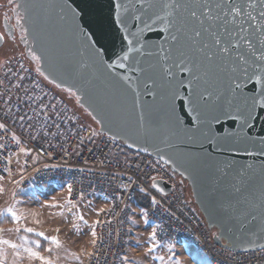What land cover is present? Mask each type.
I'll use <instances>...</instances> for the list:
<instances>
[{
    "label": "snow or ice",
    "instance_id": "1",
    "mask_svg": "<svg viewBox=\"0 0 264 264\" xmlns=\"http://www.w3.org/2000/svg\"><path fill=\"white\" fill-rule=\"evenodd\" d=\"M8 3L13 4V0ZM18 7L24 8L26 15L39 10L46 24L53 15L62 22L64 27L57 28L53 23L49 33L50 59L58 68L59 82L56 76L46 75L41 70L45 57L30 52L31 59L36 61L35 72L43 79L40 83L31 81V86L25 87L28 77L18 76L9 66L14 56L0 51L8 68L0 79V89H3L0 111L11 108V93L15 89V116L21 127L28 125L29 138L35 141L36 136L31 135L39 123L35 117L44 116L41 139H45L53 127L59 130L62 124L69 122L64 119L65 111L59 110L56 103L45 102L42 97L47 93H38L41 84L44 87L55 84L57 89L64 85L62 91L76 97L78 102L87 97L109 122L144 137L146 143L154 142L159 156L156 164L183 167L185 172L190 169L207 172L212 185L207 192L208 210L217 221L216 231L210 233L211 239L219 245L215 264H264V242H260L264 240V184L258 204L241 195L251 186L252 176L257 171L256 161H260L259 173L264 177V0H82L76 8L67 0L63 3L48 0ZM24 18L18 16L17 23ZM77 19L83 21V27ZM117 39L119 52H114L112 58L108 52L116 46ZM21 40L27 43L26 36L22 35ZM117 69L123 70V74ZM21 70L31 73V69H24L23 65ZM13 80L20 82L12 83ZM21 107L32 110L35 116L29 117L27 111L22 113ZM88 115L96 123L105 125V120L98 119L93 112ZM9 118L10 114L5 111V122L0 123V130L6 128ZM80 129L83 130L82 124ZM98 136L107 145L106 135L97 131L89 132L88 142L95 143ZM111 141H117L116 134L111 135ZM125 143L129 149L134 146ZM83 144L80 140L78 146L82 148ZM4 147L6 145H0ZM49 147L55 148V145L49 144ZM61 149L67 152L62 145ZM165 149L170 152L167 158L162 154ZM19 151L27 154L31 149L20 148ZM138 152L151 155L147 147L138 148ZM74 154L80 156L82 152L74 151ZM48 155L51 157V153ZM249 159L253 162L241 163ZM98 163L107 171V165L113 160L104 153ZM115 163L118 168L132 167V161L127 159L123 164L119 159ZM79 171L85 174V179L96 174L86 167ZM221 180L227 181L226 187L231 189L227 197L217 195ZM67 187L71 193L72 185ZM128 187L130 185H121L117 190ZM139 192L147 196L145 188H139ZM149 203L160 207L155 196ZM6 211L16 219L11 209ZM256 212H259L261 225L257 231H252L245 226L257 220ZM146 217L147 212L141 208L140 219L150 227ZM90 235L95 249L100 237L95 231ZM45 239L55 242V238ZM156 239L157 232L153 230L145 243ZM33 243L38 248L41 246L38 241ZM136 245L139 246V238ZM11 247L16 248V245ZM155 247L152 243L143 259L147 260ZM26 251L43 260L31 248ZM102 255L104 253L96 250L88 253L89 258L94 256L97 260ZM120 259L128 261L127 253ZM152 259L154 262L155 258ZM175 264L180 262L177 260ZM195 264H207V261L201 259Z\"/></svg>",
    "mask_w": 264,
    "mask_h": 264
},
{
    "label": "built area",
    "instance_id": "2",
    "mask_svg": "<svg viewBox=\"0 0 264 264\" xmlns=\"http://www.w3.org/2000/svg\"><path fill=\"white\" fill-rule=\"evenodd\" d=\"M10 56H14V59L9 66L17 72L18 76L28 77L25 87H30L31 81L37 83L42 81L22 52H16ZM5 64H7L6 60L0 64V79L8 71ZM21 65L24 69H31V73L22 71ZM19 82V80L12 81V83ZM2 92L3 89H0V93ZM38 93H47L46 97H42L45 102L56 103L59 110L65 111L64 119L69 122L62 124L59 130L53 127L51 133L56 135L50 133L45 139H41V126L45 124L44 116L35 117L39 123L36 125V130L31 133L36 136V140H31L28 125L21 127L15 116L17 104L15 89H13L11 93L13 103L11 108L5 109L10 114V118L7 120L6 128L0 130V145H6L0 148V179L9 186L23 191L50 185L62 186L66 189L68 201L73 208L92 196H99L104 200L106 207L100 215H96L93 223V231L100 239L97 240L95 249L91 244L82 264H128L127 261H121L120 257L124 253L128 255L129 252L130 221L134 204L139 196L146 198L148 202L149 208L145 210L146 218L155 225L157 241L173 246L185 244L201 252L211 264H215L214 257L217 255L219 246L213 242L211 232L187 199L176 174L161 162L156 164L158 160L151 156L128 150L122 143L117 141L113 143L108 137H106L107 145L99 136L95 143H89L88 134L90 131L98 132L96 127L86 124L76 109L61 99L62 97L52 87H44L41 84V90H38ZM2 107L3 105L0 104V108ZM5 111H0V123L5 122L3 119ZM24 111H27L29 117L35 116L32 110L21 107V112ZM81 124L83 130L80 129ZM13 136L16 139H13ZM80 140L84 141L82 148L78 146ZM49 144L55 145V148L49 147ZM61 145L67 149V152L62 151ZM20 148H25L26 151L31 149V151L24 154L19 151ZM74 151L82 152V154L76 156ZM48 153H51V157ZM104 153L113 160V163L107 165L109 169L107 171L98 163ZM116 159H119L122 164L126 159L131 160L132 167L124 165L118 168ZM81 167L91 168L96 174L88 175L85 179V174L79 171ZM155 180L165 182L170 187L169 193L160 195L155 192L151 188V183ZM69 184L72 185L71 193L67 187ZM121 185H130V187L118 191L117 188ZM141 187L145 188L147 196L139 192ZM152 196L160 202V207L150 205ZM98 220L101 223L97 224ZM108 221L110 223H107ZM94 250L104 255L99 260L94 256L89 258L88 253Z\"/></svg>",
    "mask_w": 264,
    "mask_h": 264
},
{
    "label": "rangeland",
    "instance_id": "3",
    "mask_svg": "<svg viewBox=\"0 0 264 264\" xmlns=\"http://www.w3.org/2000/svg\"><path fill=\"white\" fill-rule=\"evenodd\" d=\"M0 51L9 55L19 51L10 44H5ZM21 51V50H20ZM5 59L0 57V64ZM56 92L72 106L71 102ZM76 111L82 116L83 121L96 126L89 116L79 108ZM188 192V191H187ZM104 200L99 196H92L81 202L77 207H71L67 191L62 186L50 185L40 189L31 188L26 191L9 186L0 179V262L2 264H82L93 237V223L96 213L104 209ZM54 205V206H53ZM136 206L142 208L139 201ZM11 209L16 214L13 219L6 210ZM83 217V219H81ZM149 221V220H148ZM131 242L128 252V264H190L192 253L189 246L153 241L145 243V238L154 230L153 223L150 227L137 217L131 218ZM133 222L139 227L134 226ZM31 228V233L24 231ZM43 233V236L36 235ZM45 237L55 238L45 239ZM139 238V246L136 241ZM8 241L7 244L3 241ZM33 241H38V248ZM154 243L155 250L147 260L143 259L147 248ZM15 244L16 248L11 245ZM31 248L39 253L43 260L32 257L26 249ZM155 258L154 262L152 258ZM201 259L211 264L201 253L195 262Z\"/></svg>",
    "mask_w": 264,
    "mask_h": 264
},
{
    "label": "water",
    "instance_id": "4",
    "mask_svg": "<svg viewBox=\"0 0 264 264\" xmlns=\"http://www.w3.org/2000/svg\"><path fill=\"white\" fill-rule=\"evenodd\" d=\"M34 2H48V0H15L17 10L21 14L22 17H25L21 20L23 24V30H24V36L27 37V43H24L22 41V51L25 56V58L31 63V65L36 67V61L31 59L30 52H34L37 56H43L45 59L41 62V70L45 72L46 75L50 76H56L57 82H59V73L58 68L55 66V62L50 59L51 57V40L49 33L53 30L52 24L55 23L57 28L64 27L62 25V22H60L54 15L52 16V20L49 23L44 22V14L40 12L39 10L29 12L27 15L25 14V10L22 7H18V5H24V4H30ZM55 3H63L64 0H53ZM69 4H71V7L76 8V4L81 3L82 0H76L75 3L72 2V0H67ZM95 2V0H93ZM95 9H93L94 11ZM79 11V9H77ZM83 15V13H81ZM77 23H79L82 27L83 21L77 19ZM27 29V31H25ZM134 30V29H133ZM85 31L87 32L88 29L85 28ZM2 36V34H0ZM3 37V36H2ZM64 39H69L67 36H64ZM65 43H70L69 41H65ZM4 44V39H0V49L2 48ZM119 39L116 40V46L114 48H110L108 52V56H112L114 58L113 53L119 52ZM107 59V57H105ZM116 71H121V74H123V70L117 69ZM42 78V77H41ZM43 79V78H42ZM68 84H71V81L67 82ZM54 90L62 91V88L64 85H62L61 89H57L55 87V84L49 85ZM76 91V88L73 89ZM78 95L84 96L83 93L78 92ZM74 97V96H73ZM144 99H151L150 97H144ZM75 103L78 106V108L82 109L87 115L89 112H93L94 115L98 119H104L105 125L102 126L101 124L96 123L91 116V120L95 123L98 132L104 133L106 137L111 139L112 134H116L117 136V142H120L124 145L125 148L128 150H131L133 152L142 154V155H148L147 153H140L138 152V148L140 147H147L149 153H151V157L159 160V156L157 155L155 151V143L152 141L145 142V138L136 134L135 132L122 128L117 123L109 122L108 118L101 113L99 110L95 109L93 105H91V102L87 97H84V99L81 102H78L76 100V97H74ZM110 130V131H109ZM131 143L133 144V148L129 149L127 147V144L125 143ZM160 147H163V145H160ZM167 156L170 154L168 149H165L162 153ZM149 156V155H148ZM253 161L245 160L241 161V163H252ZM163 164V162H161ZM255 164L257 165V171L253 174L252 180L250 182L251 186L246 188V190L241 194L242 196L248 197L253 203L258 204L259 203V197L261 194V186L264 184V177H262L259 173V164L260 161H256ZM171 172L177 175L178 177V183L179 185L183 186L184 184L188 187L191 195L192 202L194 206L196 207V210L199 212L200 216L202 217L207 229L211 232L213 229L216 230L215 224L217 221L213 219L212 216L209 214L208 210V196L207 192L209 188H211L210 183V177L205 171H196L190 169L189 171L185 172L183 167L177 168L175 165H166ZM175 169V170H174ZM184 173L181 175V173ZM220 187L217 190V195L225 196L227 197L228 194L231 192V189H228L226 187L227 181L221 180ZM155 184L156 187L152 188L155 192H157L160 195H166L170 191V187L163 181L155 180L151 183V185ZM257 215V220L254 221L251 225H246V228H250L252 231H257L258 228L261 225L260 221V215L259 212L254 213ZM229 226H232L231 224ZM242 232L244 230H241ZM214 242V241H213ZM260 242H264V240H261ZM215 243V242H214ZM216 244V243H215ZM219 246V245H218Z\"/></svg>",
    "mask_w": 264,
    "mask_h": 264
},
{
    "label": "flooded vegetation",
    "instance_id": "5",
    "mask_svg": "<svg viewBox=\"0 0 264 264\" xmlns=\"http://www.w3.org/2000/svg\"><path fill=\"white\" fill-rule=\"evenodd\" d=\"M18 16L22 17L17 10L15 0H13V4H9L8 0H0V34L4 37L3 46L10 44L19 50L17 52H21L23 50L21 36L24 35V30L22 22L17 23ZM184 191L187 194V186L185 184Z\"/></svg>",
    "mask_w": 264,
    "mask_h": 264
},
{
    "label": "trees",
    "instance_id": "6",
    "mask_svg": "<svg viewBox=\"0 0 264 264\" xmlns=\"http://www.w3.org/2000/svg\"><path fill=\"white\" fill-rule=\"evenodd\" d=\"M55 91H56V89H55ZM58 91V90H57ZM60 93H61V95L62 96H65V98L67 99V100H69L70 102H71V104H72V106H74V108L75 109H78V106L76 105V103H75V100H74V97L73 96H70L68 93H65V92H63V91H59ZM80 109V108H79ZM81 111H82V109H80ZM84 114H86L84 111H82ZM87 115V114H86ZM88 116V115H87ZM182 188H183V190H184V185L182 186ZM187 194H186V192H185V194H186V197H187V199L189 200V202H190V204L195 208V210H196V207L194 206V204H193V202H192V199H191V195H190V191H189V189H188V187H187ZM137 201H139V203H140V205L146 210V209H148L149 208V205H148V202H147V200H146V198H144V197H142V196H139L138 198H137ZM197 211V210H196ZM197 213L199 214V212L197 211ZM200 215V214H199ZM201 217V216H200ZM202 218V217H201ZM213 231H216L215 229H213L211 232H213Z\"/></svg>",
    "mask_w": 264,
    "mask_h": 264
},
{
    "label": "crops",
    "instance_id": "7",
    "mask_svg": "<svg viewBox=\"0 0 264 264\" xmlns=\"http://www.w3.org/2000/svg\"><path fill=\"white\" fill-rule=\"evenodd\" d=\"M136 203V202H135ZM105 204V206H104V208L106 207V203H104ZM142 207V206H141ZM143 208V207H142ZM140 209L141 208H139L138 206H136L135 204H134V212H133V216L134 217H137L138 216V214H140ZM153 228H154V230H155V225L153 224ZM130 231H131V222H130ZM92 244V243H91ZM91 246V245H90ZM90 246H89V248H90ZM88 248V249H89ZM191 250V253H192V259H190V264H195V258L196 257H198V255L200 254L201 255V252H199L198 250H195V249H193V248H191V247H189ZM88 251V250H87ZM87 254V253H86ZM84 262V261H83Z\"/></svg>",
    "mask_w": 264,
    "mask_h": 264
}]
</instances>
